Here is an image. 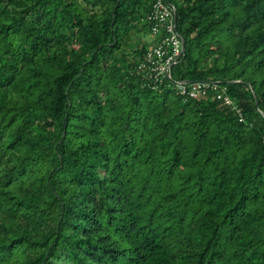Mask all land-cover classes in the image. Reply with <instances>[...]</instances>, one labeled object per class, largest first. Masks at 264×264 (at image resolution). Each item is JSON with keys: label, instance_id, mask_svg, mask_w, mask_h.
Listing matches in <instances>:
<instances>
[{"label": "trees", "instance_id": "1", "mask_svg": "<svg viewBox=\"0 0 264 264\" xmlns=\"http://www.w3.org/2000/svg\"><path fill=\"white\" fill-rule=\"evenodd\" d=\"M0 264H264V0H0Z\"/></svg>", "mask_w": 264, "mask_h": 264}, {"label": "built area", "instance_id": "2", "mask_svg": "<svg viewBox=\"0 0 264 264\" xmlns=\"http://www.w3.org/2000/svg\"><path fill=\"white\" fill-rule=\"evenodd\" d=\"M174 16H175V7L168 3L165 4L162 1H157L153 5V8L149 15V20L155 26L152 31L153 34H158L159 28L158 26L165 27V31L168 34L164 39L161 40V45L158 48H153L147 54V62L148 65L153 67V71H155L157 76H166L170 78V67L172 64H175L176 59L181 55V40L175 30L174 25ZM167 48L165 51L164 48ZM168 55L167 58H164L165 55ZM146 64H142L138 69L142 70L146 67ZM148 68V67H147ZM179 88L181 92H187L189 96L197 97L200 94H203L206 88L205 84L195 83L188 90L184 83H179Z\"/></svg>", "mask_w": 264, "mask_h": 264}, {"label": "rangeland", "instance_id": "3", "mask_svg": "<svg viewBox=\"0 0 264 264\" xmlns=\"http://www.w3.org/2000/svg\"><path fill=\"white\" fill-rule=\"evenodd\" d=\"M143 40L146 42V43H152V41H153V38L152 37H150V36H144L143 37Z\"/></svg>", "mask_w": 264, "mask_h": 264}, {"label": "clouds", "instance_id": "4", "mask_svg": "<svg viewBox=\"0 0 264 264\" xmlns=\"http://www.w3.org/2000/svg\"><path fill=\"white\" fill-rule=\"evenodd\" d=\"M173 6H174V5H173ZM175 13H176V12H175ZM175 19H176V17L174 16V25L176 24V23H175ZM175 26H176V25H175ZM175 30H176V27H175ZM180 40H181V38H180ZM182 43H183V42H182V40H181V50H182ZM182 52H183V50H182ZM181 54H182V53H181Z\"/></svg>", "mask_w": 264, "mask_h": 264}, {"label": "water", "instance_id": "5", "mask_svg": "<svg viewBox=\"0 0 264 264\" xmlns=\"http://www.w3.org/2000/svg\"><path fill=\"white\" fill-rule=\"evenodd\" d=\"M175 23H176V19H175ZM183 45H184V44L182 43V50H183Z\"/></svg>", "mask_w": 264, "mask_h": 264}]
</instances>
